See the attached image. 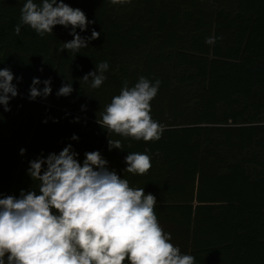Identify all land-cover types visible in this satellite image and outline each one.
Segmentation results:
<instances>
[{
	"label": "trees",
	"instance_id": "obj_1",
	"mask_svg": "<svg viewBox=\"0 0 264 264\" xmlns=\"http://www.w3.org/2000/svg\"><path fill=\"white\" fill-rule=\"evenodd\" d=\"M25 2L0 0L1 43L15 33ZM64 2L95 21L86 31L77 28L78 34L90 37L95 29L100 37L90 40L79 53L59 52L64 42L74 39L71 26H55L51 45H45L48 36L21 27L20 36L53 60L48 68L52 94L49 103L43 97L30 100L31 75L13 80L19 95L10 101L17 106L9 107L16 122L0 124V166L3 180L11 186L7 195L38 191V182L28 174L32 160L59 154L69 144L79 153L81 164L85 153L99 151L109 162V170L127 179L130 187L144 188L145 194L156 197L154 211L164 232L166 224L190 232L186 242L175 235L170 243L182 255H192L194 264H264V140L258 135L264 132V0H158L156 6L144 9L133 3L114 5L111 0ZM209 37L217 38L214 44L205 42ZM13 46L24 48L22 41ZM13 46L1 45L0 57H6ZM101 62L109 65L107 79L94 89L91 79L85 83L82 77ZM46 65L42 60L41 67ZM141 76L153 84L161 81L150 105L152 119L164 126L161 139L145 142L108 135L97 123L98 116L120 94L125 80L132 87ZM39 79L44 81L42 76ZM68 80L74 91L59 101L56 93ZM38 87L42 90L44 84ZM66 117L74 121L67 129L62 126ZM221 131L225 135L217 142ZM73 135L79 139L73 140ZM229 136L241 142V152L255 163L253 178L238 174L237 169L215 176L216 166L202 157L205 149L225 145ZM109 138L119 140L123 150L110 151ZM21 149H26L24 155ZM145 149L150 150L146 153L151 157L150 170L144 175L124 172L125 157L131 152L145 153ZM251 149L256 151V161L248 156ZM177 151L186 161L174 160ZM201 164L213 170L207 184L200 182L206 172ZM239 179L249 183L251 191L210 196L211 187L221 183L233 189ZM247 201L249 207L242 213L231 214V206ZM165 214L171 223H165ZM191 218L194 227L200 218L205 223L193 231ZM209 234L220 235L219 242L231 246L227 256L214 261L204 246L194 247Z\"/></svg>",
	"mask_w": 264,
	"mask_h": 264
},
{
	"label": "clouds",
	"instance_id": "obj_2",
	"mask_svg": "<svg viewBox=\"0 0 264 264\" xmlns=\"http://www.w3.org/2000/svg\"><path fill=\"white\" fill-rule=\"evenodd\" d=\"M111 3L130 4L131 0ZM90 23L95 21H89L81 9L64 0H26L14 32L19 36L26 25L44 37L57 25L71 26L74 39L64 42L59 52L67 49L79 53L90 40L100 37L95 29L90 37L77 33V28L86 31ZM216 39L209 37L205 42L211 45ZM108 68L107 62L96 64V70L82 80L87 83L91 79V87L98 89L107 79ZM14 78L10 69H0V105L4 111H11L9 103L19 95ZM41 83L42 90L38 87ZM51 84V79L41 82L33 78L29 99L50 96ZM160 85L161 81L153 84L143 76L132 87L125 80L120 94L100 113L97 123L108 135L145 142L160 140L164 126L150 115L151 101ZM73 91L69 81L56 94L67 97ZM72 139L79 137L73 135ZM108 147L110 151L123 150L119 140L110 138ZM148 151L127 155L124 172L146 174L152 167ZM25 152L20 150L21 155ZM78 155L69 144L59 154L30 161L28 174L38 182L39 194L21 190L19 198H0V264H194L192 255H182L180 248L170 243L171 235L165 234L155 214L157 200L153 194L130 187L127 179L109 170V162L99 151L85 153L83 164Z\"/></svg>",
	"mask_w": 264,
	"mask_h": 264
},
{
	"label": "rangeland",
	"instance_id": "obj_3",
	"mask_svg": "<svg viewBox=\"0 0 264 264\" xmlns=\"http://www.w3.org/2000/svg\"><path fill=\"white\" fill-rule=\"evenodd\" d=\"M158 0H140V2H137L136 0H131L130 4H137L140 6L142 9L146 8L148 6H156V2ZM50 35L51 34H46L44 37L48 36V40L46 41L45 45H51L50 41ZM30 38V37H28ZM4 43L0 42L1 45H6V46H13V44L18 43L19 41H22V45L24 48H17L15 46V49H10L8 50V55L6 57H0V69H10L12 73L14 74V77H17L18 75H24V74H29L31 75V78H43V80H48L50 78V74L48 72V68L50 70L49 62L53 61L51 58H48L47 56L44 55V53L37 48L35 45L31 44L27 40H24L22 36H17L15 33L12 34L10 37L5 36L3 38ZM37 44H42V42H37ZM51 50V47H49ZM11 51V52H10ZM42 60L47 64L46 68L43 69L41 67V62ZM47 62H46V61ZM41 69H43L41 71ZM41 75V76H40ZM25 82V81H24ZM26 83V82H25ZM17 86L16 83L13 82ZM18 88V87H17ZM19 90V88H18ZM24 92V91H21ZM27 93V92H24ZM48 96L45 101L49 103V98ZM62 96L58 97L59 101H62ZM67 103H73V101L67 102ZM9 106L12 108H15L17 105L13 104L12 102L9 103ZM16 122L15 115H12L11 111H4L3 105H0V124L3 126L6 125H11ZM20 123V122H19ZM27 127V124L22 123ZM74 124L73 119L70 117H66L65 121L62 123V126L67 129V127H72ZM234 126H237V122L234 121L233 123ZM225 135L224 131H221V136L216 137L217 142H219V139ZM263 140H264V132L261 134H258ZM257 136V135H256ZM241 143L240 141L235 140L233 137L229 136L228 140H226L225 145H220L218 148H207L205 149V153H203L202 157L206 160L209 161L210 166H216L217 170L215 172V176H220L222 177L225 175L227 172L237 169L238 174L240 173H248L246 177L249 179L254 177L253 172L254 169L256 168L255 163L251 162L248 157L245 156L241 152V148L238 146V144ZM208 146V145H207ZM256 151L254 149H251L248 153V156L251 159H254L256 161ZM174 160L176 162L179 161H186L184 158V155L181 154L180 152H176L174 155ZM0 161L3 163L2 159L0 158ZM207 165H203L202 169L205 166L206 172L204 175H201L200 182L204 181V184H207V182L211 181V174L213 170H211V167ZM3 175L4 171L2 170V167L0 166V198H4L5 196H8V192L11 189V186L8 182L3 180ZM199 177H197V182H198ZM237 180V177H236ZM203 184V185H204ZM220 185L218 187H211L209 192L211 197H215V195H220L224 193H231L232 191H237L239 190L242 192V194L248 193L251 191L250 184H243L241 182V179L238 180V184H235L233 189H230L226 187V185H223L219 183ZM257 184V182H256ZM37 189H34V191ZM207 190V188L205 189ZM186 193V192H184ZM37 194H39V191H37ZM235 195H238L237 192L234 193ZM10 195V194H9ZM13 195V193H11ZM17 198L20 197V193L15 194ZM250 201V200H249ZM249 201L240 203L237 206H231V214H237V213H242L247 207H249ZM256 203V200H254ZM215 212H218V209H215ZM193 218V217H192ZM192 218L189 221V226L192 228L193 231H197L198 226L200 224L205 223L202 218H200V221L198 222L197 226L194 227L192 223ZM165 223H171V220L167 217L165 214L164 216ZM259 227H261L259 225ZM190 229V228H189ZM166 234H170L171 237H176L178 238V241L181 242H186L188 239H190V232L185 231L181 229L180 227H177L176 225H168L166 224ZM219 237L220 235L218 234H209V235H204L202 237V240H198L195 242L194 247L199 248L201 246H204L203 250L208 251L209 253L211 252V258L216 259L221 258L222 256H227L229 249H231V246H225L223 245L224 243L219 242ZM239 243V242H238ZM197 255V254H196ZM208 262L212 263L211 260Z\"/></svg>",
	"mask_w": 264,
	"mask_h": 264
}]
</instances>
